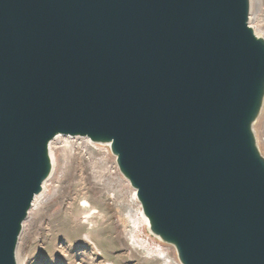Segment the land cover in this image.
<instances>
[{
	"label": "water",
	"instance_id": "95a60500",
	"mask_svg": "<svg viewBox=\"0 0 264 264\" xmlns=\"http://www.w3.org/2000/svg\"><path fill=\"white\" fill-rule=\"evenodd\" d=\"M251 0H0V264L58 135L109 143L182 264H264V36Z\"/></svg>",
	"mask_w": 264,
	"mask_h": 264
},
{
	"label": "rangeland",
	"instance_id": "374dc122",
	"mask_svg": "<svg viewBox=\"0 0 264 264\" xmlns=\"http://www.w3.org/2000/svg\"><path fill=\"white\" fill-rule=\"evenodd\" d=\"M251 2L250 25L259 18L264 28V0ZM254 129L264 155V106ZM51 144L52 174L24 221L17 260L24 249L26 264H182L147 226L109 143L59 135Z\"/></svg>",
	"mask_w": 264,
	"mask_h": 264
},
{
	"label": "bare ground",
	"instance_id": "6f19581e",
	"mask_svg": "<svg viewBox=\"0 0 264 264\" xmlns=\"http://www.w3.org/2000/svg\"><path fill=\"white\" fill-rule=\"evenodd\" d=\"M252 21V20H251ZM260 19L259 18H257V28H255L256 29V32L258 33V34H260L259 32L260 31H263L264 30V28H263V26L260 24ZM256 26V25H255ZM59 136V135H58ZM62 136H69V135H62ZM61 138V137H60ZM85 138H87V139H90L89 137H85ZM55 140V139H54ZM54 140H53V142H54ZM66 140H68V139H66ZM90 141H92L91 139H90ZM68 142V141H67ZM93 142V141H92ZM52 145V144H51ZM50 154H53V156H54V153H53V150H52V153H50ZM52 157V156H51ZM55 158V157H54ZM52 162H53V160H52ZM47 183V182H46ZM45 183V184H46ZM41 194V193H40ZM40 194H38L36 197H37V199H36V201H35V204H36V202H37V200H38V197H39V195ZM136 195H137V191H136ZM139 200V199H138ZM140 202V201H139ZM140 204H141V202H140ZM141 207H142V205H141ZM142 210H143V208H142ZM142 215H144V217H145V219H146V221H147V226H149V219H148V217L145 215V213H144V210H143V212H142ZM122 221H123V230L125 231V229H126V227H127V220H123V219H121ZM129 220V219H128ZM24 224V223H23ZM26 224V223H25ZM24 228V227H23ZM134 232H136V228L134 229ZM21 248V247H20ZM23 249V248H22ZM24 250V249H23ZM23 250H20L19 249V260H17L18 262H19V264H26L27 262H26V260H25V255H23V253H21V251H23ZM18 254V253H17ZM27 258V257H26Z\"/></svg>",
	"mask_w": 264,
	"mask_h": 264
}]
</instances>
